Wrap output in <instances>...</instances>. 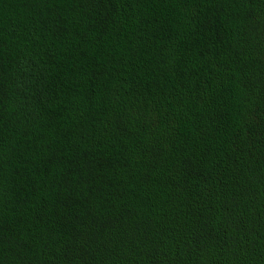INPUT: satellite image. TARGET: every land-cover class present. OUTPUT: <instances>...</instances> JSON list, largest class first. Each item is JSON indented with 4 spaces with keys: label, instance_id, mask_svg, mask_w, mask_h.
<instances>
[{
    "label": "trees",
    "instance_id": "1",
    "mask_svg": "<svg viewBox=\"0 0 264 264\" xmlns=\"http://www.w3.org/2000/svg\"><path fill=\"white\" fill-rule=\"evenodd\" d=\"M0 264H264V0H0Z\"/></svg>",
    "mask_w": 264,
    "mask_h": 264
}]
</instances>
